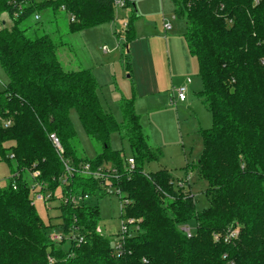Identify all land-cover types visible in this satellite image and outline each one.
Here are the masks:
<instances>
[{
    "label": "trees",
    "instance_id": "trees-1",
    "mask_svg": "<svg viewBox=\"0 0 264 264\" xmlns=\"http://www.w3.org/2000/svg\"><path fill=\"white\" fill-rule=\"evenodd\" d=\"M115 1L58 0L53 8L64 3L75 16L69 29L78 31L112 20ZM131 1L124 0V7ZM7 2L0 0V13L12 11ZM173 2L176 16L186 20L183 35L198 62L197 96L211 115V126L200 130L203 148L195 165L208 184V205L196 211L187 182L175 183L167 170L144 171L162 152L148 145L134 100H119L120 121L105 111L91 70L64 69L52 37L32 38L20 27L28 12L0 29V65L8 76L0 91V160L16 168L0 187V264H264V0ZM130 21L126 46L135 38ZM72 109L88 139L100 145L93 158L77 152ZM115 131L128 142L131 170L123 153L110 147ZM24 171L39 174L29 184ZM108 184L128 201L123 216L139 225L134 234L121 236L117 252L96 231L97 206L71 202ZM35 192L48 194L46 202L58 201L60 231L82 242L50 238L51 224L32 202ZM191 219L195 231L188 227L187 236L183 227ZM235 227L237 236L223 241Z\"/></svg>",
    "mask_w": 264,
    "mask_h": 264
},
{
    "label": "rangeland",
    "instance_id": "rangeland-1",
    "mask_svg": "<svg viewBox=\"0 0 264 264\" xmlns=\"http://www.w3.org/2000/svg\"><path fill=\"white\" fill-rule=\"evenodd\" d=\"M131 2L134 5L129 2L125 7H114L112 20L78 31L69 29L66 12L55 11L52 7L39 10L38 22L29 17L20 23V27L25 28L26 34L32 38L43 34L52 37L58 44L56 54L64 69L91 70L99 85L102 107L116 120L122 119L119 100L122 97L134 100L148 145L159 147L162 152L157 161L144 165V171L165 169L175 183L187 182V188L194 197L195 210L200 211L208 205L205 195L208 184L198 176L195 165L203 148L200 130L208 129L212 121L209 111L197 96L202 84L197 59L189 53L183 35L186 20L176 16L173 0ZM135 12L138 16L133 20ZM130 20L133 21L135 38L126 46L124 30ZM163 22H170L172 29L164 30ZM13 23L7 11L0 13V29L10 28ZM103 46L108 51H103ZM126 53L130 67L126 64ZM187 79L191 81L186 91L187 100L179 103L176 90L186 85ZM7 83L8 76L0 65V91ZM70 119L76 132L77 152L93 158L100 145L88 139L74 109L70 110ZM110 147L121 151L126 158L130 156L127 140L116 131L110 134ZM15 169L14 162L0 160L1 187L9 182ZM22 175L29 184L33 183L28 171ZM110 191L112 193L104 189L97 191L83 202L97 206L100 234L114 247L122 236V223L129 219L123 216L124 200L121 197L124 194H117L114 188ZM56 204L57 200L48 201L46 209L42 202H34L42 221L51 224L49 234L60 232ZM185 226L194 232V219Z\"/></svg>",
    "mask_w": 264,
    "mask_h": 264
},
{
    "label": "built area",
    "instance_id": "built-area-1",
    "mask_svg": "<svg viewBox=\"0 0 264 264\" xmlns=\"http://www.w3.org/2000/svg\"><path fill=\"white\" fill-rule=\"evenodd\" d=\"M58 0H8V5L10 7V9L12 10L10 12V17L13 18H18L22 15H25V14H28V12H32L31 13V17L33 19V21L35 22H38L40 20V14H39V10L41 9H46V8H49V7H52L53 10L55 11H58V10H61V11H64L67 13L68 15V20L69 22H73L75 21V16L67 11V8H66V5L64 3H59L56 5V8L57 9H54L53 6L57 3ZM114 6H123L124 7V0H116L114 2ZM163 28L165 30H169L171 29V24L170 22H163ZM102 50L103 51H108L106 49V47H102ZM190 83V80L187 79L186 81V85L182 86V87H179L177 90H176V98L177 100H180V101H183L185 98H186V91H187V85ZM173 100V99H172ZM172 103V102H171ZM173 104V103H172ZM10 124V121H5L4 122V125L5 126H8ZM49 138L51 139L52 143L54 144V146L61 151V146H60V142L58 140V138L56 137V135L54 133H51L49 134ZM127 162H128V169L131 170L133 169L134 167V160L133 158L131 157H128L127 158ZM89 168L88 164H86L84 166V170L87 171ZM39 173L38 171H34L32 172L31 174V177H35L37 176ZM181 184V182H180ZM1 187V186H0ZM12 187L15 188V184H12ZM110 188H114L116 193L117 194H121L120 190L116 187H114L112 184H108L104 190H106V192H110ZM48 197V194H46V196H44L42 193H39V192H35L34 193V196H33V199H32V202L34 203L35 201H38V202H44V207L46 209H48V205H47V202L45 201L46 198ZM89 196L88 195H78L77 197H72L71 198V202L73 204H77V203H81L83 202V200L85 199H88ZM123 198V197H121ZM124 200V203L123 205L125 206L128 201L123 199ZM128 222H123L122 223V227H121V234L122 235H132L133 233L137 232L139 230V225L137 223V220L133 219V218H128ZM131 227L130 229H128V227ZM183 230L184 232H186L187 236H190L191 233L189 231V228L188 227H183ZM96 231L100 233L98 227L96 228ZM133 231V233L131 232ZM237 236V228H233V229H230L228 230L222 237L221 239L225 242H229L231 239H233L234 237ZM50 238L54 241V242H61L64 238L68 239V240H76L78 243L82 242V237L80 236H74V235H66L64 236L62 234V232H58V233H52L50 234ZM214 238L215 239H218V236L215 234L214 235ZM116 248V252L119 250L120 248V241L118 242V244L115 246ZM51 261V259H50Z\"/></svg>",
    "mask_w": 264,
    "mask_h": 264
},
{
    "label": "crops",
    "instance_id": "crops-1",
    "mask_svg": "<svg viewBox=\"0 0 264 264\" xmlns=\"http://www.w3.org/2000/svg\"><path fill=\"white\" fill-rule=\"evenodd\" d=\"M171 29H172V27H171ZM171 29H169V30H171ZM165 30V29H164ZM167 31V30H166ZM96 78V77H95ZM98 83V82H97ZM191 85V81H190V83L187 85V88L189 89V86ZM188 89H187V92H188ZM172 98H170V100H171ZM186 100H187V97L183 100V101H180V100H178V102L179 103H184V102H186ZM135 106V105H134ZM136 109V108H135ZM136 112L139 114V112L137 111V109H136ZM140 115V114H139ZM142 128H143V126H142ZM146 138H148V137H146Z\"/></svg>",
    "mask_w": 264,
    "mask_h": 264
}]
</instances>
